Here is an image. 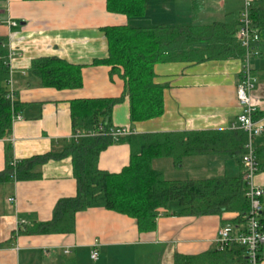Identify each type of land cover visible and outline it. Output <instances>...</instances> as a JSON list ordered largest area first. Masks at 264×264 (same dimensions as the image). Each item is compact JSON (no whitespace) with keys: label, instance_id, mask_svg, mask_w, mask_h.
I'll return each instance as SVG.
<instances>
[{"label":"crops","instance_id":"1","mask_svg":"<svg viewBox=\"0 0 264 264\" xmlns=\"http://www.w3.org/2000/svg\"><path fill=\"white\" fill-rule=\"evenodd\" d=\"M238 1L147 0L145 15L129 18L109 12L106 0H0L4 21L0 24V39H5L8 53L13 52L9 58L10 88L15 92L17 107L12 135L0 139V174L7 167L8 146L12 161L20 165L31 157L60 152L71 145L75 134L72 100L126 94L120 72H112L103 63L94 64L108 56L106 27L239 24L244 0L238 10H233ZM182 6L188 8L192 24L179 22ZM208 11L211 19L206 21L203 14ZM9 20L17 21L18 26H10ZM43 57L82 66V87L60 90L44 86L32 69V61ZM244 65L237 57L156 64L155 81L164 86L163 115L132 121L126 95L114 106L112 126L127 127L133 134L239 130L237 119L242 108L238 86ZM249 67L256 78L251 100L264 125V30L249 57ZM254 143L262 154L257 157L260 171L255 181L264 187V132ZM241 155L188 156L179 162L158 158L153 166L169 181L236 180L243 174ZM130 158V145L116 141L100 153L98 168L119 173L129 165ZM77 192L71 157L44 164L38 179L0 178V264H178L177 256H204L217 251L216 238L224 223L234 224L237 230L243 228V213L239 211L204 212L222 201L212 197L187 206L192 213L183 212L186 206L179 201H171L159 211L156 228L149 232H140L134 218L97 204L76 214L73 232L18 234L23 221L30 227L52 220L58 202L75 197ZM11 196L16 199L13 203L8 201ZM262 201L264 218V196ZM228 248L214 255L221 256ZM93 249L99 253L96 260L91 258ZM196 264L241 262L229 257Z\"/></svg>","mask_w":264,"mask_h":264},{"label":"trees","instance_id":"2","mask_svg":"<svg viewBox=\"0 0 264 264\" xmlns=\"http://www.w3.org/2000/svg\"><path fill=\"white\" fill-rule=\"evenodd\" d=\"M111 13L129 18L145 15L147 0H106ZM250 17L252 27L264 30V0H255ZM237 23L214 22L209 25L153 27L109 26L104 29L108 42V56L96 60L120 72L126 83V94L118 98L74 99L71 101V119L74 133L90 132V137L71 139V145L60 152H49L13 164L7 148V167L0 174L6 181L13 177L32 180L42 177V166L51 160L72 158L73 174L77 180L75 197L61 199L52 220L31 225L22 224L18 230L28 234L69 233L75 229L78 212L102 204L107 209L134 218L140 232L156 228L159 211L177 200L186 206L183 212L192 213L187 206L206 198L220 197L204 212H248L250 202L245 195L243 179H215L209 182L185 180L169 181L153 166L158 158H171L179 162L184 157L229 154L240 156L244 152L247 133L241 129L227 131H191L144 133L122 137L111 134L114 106L123 102L126 95L130 101L132 121L155 119L164 113V86L155 81L154 67L167 62H195L228 59L244 60L246 49L236 37ZM0 39V139L12 135L17 107L7 98L10 82L9 53ZM35 75L47 87L78 89L82 87V66L74 65L57 57H43L32 61ZM117 138V140L115 139ZM126 142L131 148L128 166L119 173L98 168L100 153L114 142ZM264 151V148L262 149ZM262 156L261 149L256 150ZM264 156V154H263ZM227 188V189H226ZM244 221L243 217L242 220ZM264 223V218H263ZM220 251L204 256H177L178 264H196L206 260L231 258L246 264L243 246L232 244L221 256Z\"/></svg>","mask_w":264,"mask_h":264},{"label":"built area","instance_id":"3","mask_svg":"<svg viewBox=\"0 0 264 264\" xmlns=\"http://www.w3.org/2000/svg\"><path fill=\"white\" fill-rule=\"evenodd\" d=\"M255 0H244V7L240 13L239 27L236 37L241 45L246 49L244 58L245 65L242 69V81L238 86V102L242 108V112L238 116V127L247 133V141L244 146V152L241 155L242 179L245 184V195L250 202V208L242 217L244 221L242 229H236L231 223H224L218 230L216 238L217 250L225 251L232 244H239L245 248L247 262L246 264H263L264 263V223H263V196L264 187L258 185L255 181L256 175L260 171V164L256 155L255 138L262 135L264 125L261 117L258 116V109L251 100V92L255 88L256 78L252 74L249 67V57L253 52L254 45L260 40V32L252 27L250 17V9ZM3 16L0 11V24H2ZM10 26H18L15 20L7 21ZM13 52L9 54V58ZM11 85V77L9 82V92L7 98L14 104L15 92ZM111 134L114 137H122L130 134L127 127H113ZM92 133L84 134L80 131L74 134L75 139L90 137ZM16 165V161L13 162ZM15 197L8 198L9 202H15ZM22 224H26L24 221ZM21 224V225H22ZM19 230V229H18ZM65 253H69L68 250ZM98 250L93 249L91 258H98Z\"/></svg>","mask_w":264,"mask_h":264},{"label":"rangeland","instance_id":"4","mask_svg":"<svg viewBox=\"0 0 264 264\" xmlns=\"http://www.w3.org/2000/svg\"><path fill=\"white\" fill-rule=\"evenodd\" d=\"M240 2H241V0H240ZM240 2L238 1V3H236V4H234L233 5V10H238V8H239V6H240ZM208 6H210L209 5V3H208ZM243 7H244V4L242 5ZM211 7V6H210ZM243 7H242V9H243ZM188 9V8H187ZM186 9V6H182V8H181V11H182V13H180V14H182V16H181V19H179V22H181V24H192V18H189L187 15V13H188V10ZM241 9V10H242ZM210 14H211V12L210 11H208V12H205L204 14H203V17H204V20H206V21H208V20H210L211 19V17H210ZM202 17V18H203ZM205 21V22H206ZM212 22V21H211ZM207 24H211L210 22L209 23H207Z\"/></svg>","mask_w":264,"mask_h":264}]
</instances>
